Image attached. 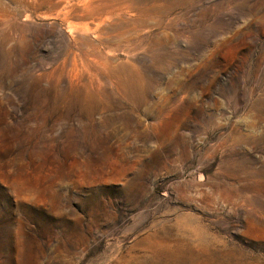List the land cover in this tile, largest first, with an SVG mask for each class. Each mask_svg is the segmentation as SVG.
<instances>
[{
	"label": "rangeland",
	"instance_id": "obj_1",
	"mask_svg": "<svg viewBox=\"0 0 264 264\" xmlns=\"http://www.w3.org/2000/svg\"><path fill=\"white\" fill-rule=\"evenodd\" d=\"M0 264H264V0H0Z\"/></svg>",
	"mask_w": 264,
	"mask_h": 264
}]
</instances>
